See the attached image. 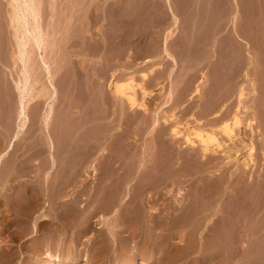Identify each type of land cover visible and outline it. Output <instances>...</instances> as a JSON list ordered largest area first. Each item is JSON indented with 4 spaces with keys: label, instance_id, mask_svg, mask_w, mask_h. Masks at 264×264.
Segmentation results:
<instances>
[{
    "label": "rangeland",
    "instance_id": "374dc122",
    "mask_svg": "<svg viewBox=\"0 0 264 264\" xmlns=\"http://www.w3.org/2000/svg\"><path fill=\"white\" fill-rule=\"evenodd\" d=\"M35 2L39 12L37 18L45 29L42 35L44 56L50 61L52 71L56 70L53 76L57 95L52 102L53 119L46 126L44 114L49 108V93L44 90L47 79L43 76L38 50L34 44L30 45L28 63L31 64L33 96L27 99L29 120L0 163V166L4 163L6 166L0 167V174L13 168V171H18L10 182L16 187L11 190L12 194L4 189L0 175V230L3 232L0 244L4 247L0 248L3 254H0V264H45L46 258H38L35 250L30 253L35 239L52 236L54 227L57 229L63 220L68 222L75 215L82 214L81 218L85 220L87 213L92 214L89 221L93 225L91 235H98L96 246L102 248L104 264L129 263L127 255L115 259L118 253L114 250L121 248L116 241L100 236L107 227L119 230L121 225L140 238V241L136 238L129 245L138 256L131 261L133 264L142 261L150 264H224L238 256L247 264H264V0ZM15 3V0H0V42L5 46L1 47L0 58V116L4 130L10 131L9 134L16 130L19 122L16 80L24 77L16 32L19 20L12 13L16 10ZM64 50L69 52L67 62L60 59ZM113 73H116V79L131 80L136 95L137 91L142 93L144 89L151 94L147 92L149 94L144 97L142 93L146 110L132 109L128 104L126 123L117 121L125 113L124 102L108 97L106 105L111 108L113 119L116 118L111 131L109 126L100 129L99 119L88 122L85 120L88 117L84 116L100 107L97 85L108 84ZM197 86L200 90L195 91ZM241 88L245 90L239 100ZM73 107L82 119L78 130L73 128ZM96 113L100 114V111ZM234 115L241 118L240 124L234 127L232 137H228L221 131V125L227 120L230 122ZM214 116L219 118L214 121ZM137 117L141 120L138 121ZM250 117L255 121L253 131L246 126V122L252 119ZM59 120H65L70 126L69 131H78L81 137L86 133L93 136L102 133L104 137L110 131L121 132L126 126L127 136L133 141L136 152L131 163L134 166H129L135 176L133 185L116 187L113 179L108 177L117 174V170L108 168L102 169V184L94 186L91 180L86 179L92 178V172V175L97 174L98 170L94 172L93 165L91 172L66 170L68 175L60 173L51 177V169L57 168L46 163H32L31 156L36 158L39 152L46 151L45 148L39 149L37 140L49 141L54 132L53 125ZM195 127L200 131H215L221 147L208 151L197 142L194 145L189 142L188 138H195L192 134ZM174 128L178 130L176 136L173 135ZM10 139L0 140L3 145H0V153L7 149ZM155 139H158L157 144ZM148 142H152L154 147L152 143L149 147ZM249 142L254 143V160L247 155ZM149 148H153L155 156L148 155L151 153L147 151ZM118 149H122L120 146L116 151L124 153ZM139 152L141 154H137ZM149 163L150 166L147 165ZM121 175L127 179L129 172H121ZM48 182L69 185L61 192L66 202L46 203L49 216L44 219L42 214L46 208L43 207L45 201L40 200L41 197L44 199V190L41 189ZM128 190L131 193L127 194ZM52 191L53 198L59 196L57 189ZM126 194L130 195L128 201H118L107 208L105 199H123ZM97 196L102 197V202L97 200ZM125 208L131 212L128 219L125 217L127 222L117 223L115 216ZM29 213L38 220L37 234L21 226V222H14V217ZM98 213L106 217L100 224L93 217ZM107 221L108 224L111 221L109 226ZM239 223L244 225L238 228ZM79 226L81 228L78 224V229ZM72 235L69 231L67 239ZM63 237L61 235L59 239ZM241 239L245 241L244 248L237 249ZM70 241L73 240L68 239L66 246L68 243L75 246ZM9 251L12 254L5 255Z\"/></svg>",
    "mask_w": 264,
    "mask_h": 264
},
{
    "label": "bare ground",
    "instance_id": "6f19581e",
    "mask_svg": "<svg viewBox=\"0 0 264 264\" xmlns=\"http://www.w3.org/2000/svg\"><path fill=\"white\" fill-rule=\"evenodd\" d=\"M16 1V3H15V12H12V13H14V16H15V18L17 19V20H19V24H18V26H19V28H16V32H18L17 34H18V36H17V40H18V46H19V58H20V60L22 61V63H23V65L22 66H24V70H23V74H24V77L23 78H20V79H18V80H16V85H17V88L19 89V102H18V119H19V122L17 123V125H16V130L15 131H13L12 133H11V139H10V142H9V144H8V147H7V149L6 150H4V151H2L1 153H0V163L2 162V160H4L3 158H4V156H5V154H6V152H7V150H9L11 147H12V145L14 144V142L20 137V134H21V132H22V130H24L25 128H26V126H27V122H28V120H29V118H28V115H29V113L27 114V99H28V97H29V99H30V97L32 98V96H33V94H32V88H31V85H30V72H29V68H30V66H31V64L30 63H28V60H29V54H30V52H31V50L29 49V47H30V45H35V47H36V49L38 50V57H39V59H40V64H41V67H43V69H44V75L43 76H45V78L47 79V81L45 82L46 83V88H45V92H47V93H49V96L47 97V104L49 105V108L46 110V112H45V114H44V123H45V125L46 126H49V124L51 123V119H53L52 118V113H53V111L51 110L52 109V102H53V100L55 99V97H56V95H57V87H56V85H55V83H54V76H53V72H55V71H52V67H51V63H50V61H48L47 59H46V57L44 56V43H43V34H45L44 33V27H43V25L40 23V21H39V18H37L38 16V13H37V2H35V0H22V2L21 1H19V0H15ZM56 2V1H55ZM60 3V2H59ZM79 3H81V2H79ZM74 5V4H73ZM77 5V4H76ZM53 7V6H52ZM77 7V6H76ZM81 7V6H80ZM53 11V10H52ZM81 11V10H80ZM62 14V13H61ZM56 15H58V14H56ZM67 16V15H66ZM70 16H72V15H70ZM62 17V16H61ZM85 17V16H84ZM54 18V17H53ZM52 18V19H53ZM15 19V20H16ZM72 19V18H71ZM31 21H32V23H31ZM48 21V20H47ZM70 21V20H69ZM68 21V22H69ZM76 22V21H75ZM54 23V22H53ZM1 24V23H0ZM17 25V24H16ZM15 25V26H16ZM75 25V24H74ZM50 26V25H49ZM14 28V27H13ZM75 30V29H74ZM81 31V30H80ZM6 34V33H5ZM61 34V33H60ZM15 35V34H14ZM47 35V34H46ZM1 36H3V35H1ZM71 36V35H70ZM79 36V35H78ZM55 37V36H54ZM68 37V36H67ZM1 39V38H0ZM2 41V40H1ZM58 41V40H57ZM6 43V42H5ZM0 45H1V42H0ZM4 46V45H3ZM2 45L0 46V51L3 49V48H5V46L3 47ZM1 47H2V49H1ZM34 47V46H33ZM5 51V50H4ZM3 51V52H4ZM64 51H66V53L64 52ZM63 51V54L60 56L61 58V61L62 60H64V62H67V57H69V52L67 51V50H64ZM2 52V51H1ZM0 52V53H1ZM3 55H5V54H3ZM71 55V54H70ZM2 56V54H0V57ZM58 56V55H57ZM9 58V57H8ZM58 60V59H57ZM70 60V59H69ZM1 61V60H0ZM63 62V61H62ZM69 62V61H68ZM58 65H59V62H58ZM104 65V64H103ZM61 66V65H60ZM108 68V67H107ZM64 71V70H63ZM57 72H59V71H57ZM56 72V73H57ZM41 73V72H40ZM112 73V72H111ZM117 73V72H116ZM116 73L114 74H112L111 75V78L109 77V82H108V90H110L111 91V93L114 95V96H117V97H120L121 99H119L120 101H122V99H124L125 101H127L128 102V104H129V106H131V108L133 107V108H135V107H138V108H142V109H144V110H146L147 109V105H146V102L145 101H143V99L142 100H138L137 99V95L134 93V91H133V88H132V83H131V80L130 81H125V80H119V79H116L117 77H116ZM42 74V73H41ZM32 76V75H31ZM1 78H3V77H1ZM6 78V77H5ZM32 78V77H31ZM15 80V79H14ZM4 81V80H3ZM4 83V82H3ZM0 85H2V83L0 84ZM81 85V84H80ZM79 85V86H80ZM92 86V85H91ZM96 86V85H95ZM94 86V87H95ZM101 86V85H100ZM93 87V86H92ZM198 87V86H197ZM199 88V87H198ZM198 88H196L195 89V91H198V90H200V88L198 89ZM245 88V87H244ZM101 90V89H100ZM99 90V91H100ZM105 90V89H104ZM141 90H142V88H141ZM243 90H245V89H242L241 88V92H240V94H239V100H241V98L244 96V94H243ZM94 91V90H93ZM103 91V90H102ZM132 91V92H131ZM82 92V91H81ZM147 92H149V91H147ZM146 91H145V89L144 90H142V93H143V95H144V97L146 96V93H147ZM93 93V92H92ZM105 93H107V91L105 92ZM150 93V92H149ZM149 93H147V94H149ZM246 93V92H245ZM41 94V93H40ZM81 94V93H80ZM151 94V93H150ZM42 96V95H41ZM104 96H106L105 94H104ZM148 96V95H147ZM88 97V96H87ZM75 100V99H74ZM16 102V101H15ZM239 103H241V102H239ZM90 105H88V108H90L89 107ZM72 107V106H71ZM96 107V106H95ZM246 107V106H245ZM74 108V107H73ZM87 108V109H88ZM132 108V109H133ZM249 108V107H248ZM76 107L72 110V108H71V110H72V113L74 114L75 112H77L76 110ZM91 109V108H90ZM117 109V108H116ZM242 109V108H241ZM94 110V109H93ZM245 110H246V108H245ZM244 110V111H245ZM71 112V111H70ZM106 112V111H105ZM72 113H70L71 115H72ZM251 113V112H250ZM242 114V113H241ZM70 115V116H71ZM89 115V114H88ZM92 115H94V114H92ZM91 115V116H92ZM138 115V114H137ZM240 115V114H239ZM74 116V115H73ZM87 116V115H86ZM95 116V115H94ZM94 116H92V117H94ZM107 117L109 116V115H106ZM136 116V115H135ZM75 117H76V115H75ZM83 117V116H82ZM89 117H90V115H89ZM96 117V116H95ZM128 117H130V115L128 116ZM215 118H214V121H216V119H218L219 118V116H214ZM80 118V117H79ZM97 118V117H96ZM110 118V117H109ZM108 118V119H109ZM111 118H112V116H111ZM111 118H110V120H111ZM118 118V117H117ZM124 118V117H123ZM126 118V117H125ZM250 118H252V119H250ZM249 119L250 120H248L247 122H246V126L247 127H249L250 129H252V131L254 130L253 128H254V120H253V117H250ZM77 119H78V117H77ZM113 119V118H112ZM116 119V118H115ZM128 119V118H127ZM79 120V119H78ZM82 120V119H81ZM85 120H87L86 118H85ZM85 120H84V122H85ZM92 121L94 120V119H91ZM96 120V119H95ZM136 120V119H135ZM240 120H241V118L239 117V116H235L234 115V117H233V119L229 122V120H227V121H225L222 125H221V131H223L224 133H225V135H227L228 137H232V133H233V129H234V127L235 126H237L238 124H240ZM75 121H77V120H75ZM118 121V120H117ZM139 121V120H138ZM199 121V120H198ZM53 122V121H52ZM83 122V121H82ZM89 122V121H88ZM137 122V121H136ZM243 122V121H242ZM76 123V122H75ZM195 123V122H194ZM124 124V123H123ZM219 124V123H218ZM78 125V124H77ZM77 125H75L76 127H77ZM127 125V124H126ZM243 125V124H242ZM74 126V127H75ZM116 126V125H115ZM134 126V125H133ZM139 126V125H138ZM196 126H197V123H196ZM12 127V126H11ZM189 127V126H188ZM187 127V128H188ZM219 127V126H218ZM8 128V127H7ZM164 128V127H163ZM15 129V128H14ZM160 129V128H159ZM190 129V128H189ZM197 128L195 127L193 130H192V134L194 135V139H190V138H188L187 140L189 141V142H191L193 145L195 144V142H197V143H199L200 145H201V147L203 148V150H208V149H212V150H217L218 148H220L221 147V142L218 140V138H217V136L214 134L215 133V131L214 132H212V131H210V132H207V131H203V129H202V131H200V130H196ZM213 129V128H212ZM1 130V129H0ZM131 130V129H130ZM138 130H139V128H138ZM205 130H207V129H205ZM2 132H3V130H1ZM8 131V130H7ZM126 131V130H125ZM156 131V130H155ZM173 132H174V136H176V134H177V131L178 130H175V128L172 130ZM188 131V130H187ZM186 131V132H187ZM6 132V131H5ZM124 132V131H123ZM133 132V131H132ZM186 132H185V134H186ZM7 133V132H6ZM158 133H160L159 132V130H158ZM1 134V133H0ZM122 134V133H121ZM115 135V134H114ZM118 136H119V134H118ZM124 136V135H123ZM155 136V135H154ZM157 136V135H156ZM187 136V135H186ZM81 137V136H80ZM87 137V136H86ZM86 137H84L83 136V138L82 139H84V138H86ZM130 137V136H129ZM188 137H190V136H188ZM3 138V137H2ZM2 138L0 139V140H2ZM9 138V137H8ZM125 138V137H124ZM184 138H186V137H184ZM193 138V137H192ZM253 138V137H252ZM76 139V138H75ZM78 139V138H77ZM88 139H90V137H88L87 138V140ZM92 139V138H91ZM96 139V138H95ZM122 139V138H121ZM120 139V140H121ZM162 139L164 140V138L162 137ZM161 139V140H162ZM230 139V138H229ZM52 140V139H51ZM51 140H50V144L48 143V145H50L51 147H52V143H51ZM117 141H119L118 139H116ZM124 140V139H123ZM152 140H153V138H152ZM156 140H158V139H155V141ZM83 141V140H82ZM85 142H83V143H86L87 141H86V139L84 140ZM91 141H93V140H91ZM122 141V140H121ZM150 141H151V139H150ZM253 141V140H252ZM76 142H78V141H76ZM162 142V141H161ZM0 143H2V141H0ZM7 143V142H6ZM93 143V142H92ZM92 143H90V144H92ZM96 143V142H95ZM123 143V142H122ZM132 143V142H131ZM152 143V142H151ZM150 142H148V145L149 144H151ZM153 143H154V141H153ZM152 143V146L154 147V144ZM126 144V143H125ZM156 144H157V141H156ZM247 144V143H246ZM253 144L254 143H252V142H249V144L247 145V155L250 157V159L252 160L253 158H252V154H253V150H254V146H253ZM1 145V144H0ZM72 145V144H71ZM122 145V144H121ZM121 145H119V146H121ZM129 145H131L130 143H128V147H131V146H129ZM3 145H1V147H2ZM67 146V145H66ZM84 146V145H83ZM94 146V145H93ZM118 146V145H117ZM118 146V147H119ZM124 146H126V145H124ZM151 145H149V147H150ZM173 146V145H172ZM171 146V148H173ZM246 146V145H245ZM122 147V146H121ZM127 147V148H128ZM148 147V146H147ZM157 147V146H156ZM6 148V147H5ZM53 148V147H52ZM56 148H58V147H56ZM88 148V147H87ZM89 148H90V146H89ZM126 148V149H127ZM161 148V147H160ZM1 149V148H0ZM15 149V148H14ZM62 149V148H61ZM133 149V148H132ZM138 149H139V147H138ZM148 149V148H147ZM150 150H147V151H151V153H148V155H150V154H152V152L154 153V151L153 150H151V149H153V148H149ZM156 149V148H155ZM169 149V148H168ZM191 149H192V146H191ZM54 150H55V148H54ZM89 150V149H88ZM122 150V149H121ZM129 151H131V149H128ZM137 150V149H136ZM196 150V149H195ZM123 151H125V150H123ZM139 151V150H138ZM141 151V150H140ZM146 151V150H145ZM156 153H158L159 152V150L158 149H156ZM175 151H176V149H175ZM209 151V150H208ZM211 151V150H210ZM50 152H51V150H50ZM54 152V151H53ZM52 152V153H53ZM174 152V151H173ZM182 152H183V150H182ZM200 152V151H199ZM206 152V151H205ZM57 153H59V152H57ZM88 153V152H87ZM134 153H136V152H134ZM145 153V152H144ZM147 153H146V155H147ZM175 153V152H174ZM178 153V152H177ZM53 154H55V153H53ZM81 154V153H80ZM128 154V153H127ZM130 154V153H129ZM137 154H141V152H139V153H137ZM155 154V153H154ZM154 154H152L153 156H155ZM160 153H158V155H159ZM162 154V153H161ZM163 154H164V151H163ZM183 154V153H182ZM207 154V153H206ZM147 155V156H148ZM157 155V154H156ZM177 155V154H176ZM195 155V154H194ZM136 156V155H135ZM146 156V157H147ZM153 156H150V157H153ZM168 156H169V154H168ZM213 156V155H212ZM247 156V157H248ZM6 157V156H5ZM11 157V156H10ZM53 157V156H52ZM54 157H56V154H55V156ZM134 157V156H133ZM150 157H149V159H150ZM157 157V156H156ZM155 157V158H156ZM181 157H182V155H181ZM138 158V157H137ZM137 158H135V159H137ZM157 158H159V157H157ZM156 158V159H157ZM167 158V157H166ZM173 158H174V155H173ZM173 158H172V160H173ZM193 158V157H192ZM134 159V158H133ZM132 159V163L134 162V160ZM152 160L154 159V157L153 158H151ZM150 159V160H151ZM170 159H171V157H170ZM181 158H179V160H180ZM183 159V158H182ZM181 159V160H182ZM14 160V159H13ZM12 160V161H13ZM80 160V159H79ZM179 160H177V161H179ZM208 160V159H207ZM217 160V159H216ZM254 160V159H253ZM57 161V160H56ZM146 161V160H145ZM170 161V160H169ZM209 161V160H208ZM207 161V162H208ZM5 162H6V160H5ZM152 162V161H151ZM173 162V161H172ZM213 162V161H212ZM217 162V161H216ZM249 162V161H248ZM57 163V162H56ZM247 162H245V164H246ZM15 164V163H14ZM153 164V163H152ZM243 164H244V162H243ZM250 164H251V161H250ZM54 165V164H53ZM147 165H149L150 166V163L149 164H147ZM216 165V164H215ZM2 166H5V163H4V165H2ZM2 166H0V167H2ZM131 166H134L133 164L131 165ZM246 166H248V164L246 165ZM250 166V165H249ZM6 167V166H5ZM11 168V167H10ZM6 169H8V168H6ZM14 169V168H13ZM13 169H8V170H5V171H1L2 173V175H1V180H2V184H4V186H5V188L4 189H6V191H8V193H10V192H12L11 190H15L16 189V187L13 185V186H11L12 184L10 183V182H13V181H11L12 180V178H14V175H17L18 174V171H13ZM94 169V168H93ZM96 168H95V171L94 172H96ZM223 172V171H222ZM251 172V171H250ZM19 173H20V171H19ZM96 174V173H95ZM248 174V173H247ZM19 176V175H18ZM17 176V177H18ZM45 176H47V175H45ZM17 177H16V179H17ZM246 178V177H245ZM248 178V177H247ZM257 180H258V178H256ZM253 180V179H252ZM261 181V180H260ZM1 182V181H0ZM14 184V183H13ZM51 184V183H50ZM50 184L49 185H44V189L42 188L41 190H44V192L45 193H48V194H50L51 195V192H53L52 190L53 189H57L58 190V192L60 193L59 194V196H54V197H56V198H53V196L51 195L50 196V198H48V195H47V198L48 199H50V200H46L45 201V204L43 205V207H47V204L46 203H48L49 205H50V203H53V202H58V201H55V200H59L61 203L62 202H66V199H63L64 197H62L61 196V192L63 191V189L65 188V185H64V183L62 182V183H54L52 186H50ZM66 184V183H65ZM254 184V183H253ZM69 184H66V187L68 186ZM104 185H106V186H108L107 184H104ZM255 185V184H254ZM105 186V187H106ZM256 186V185H255ZM254 186V187H255ZM29 187V186H28ZM252 187V186H251ZM19 188V187H18ZM18 190V189H17ZM24 190V189H23ZM28 190V189H27ZM31 190V189H30ZM247 191H248V189H247ZM31 192V191H30ZM19 193H20V191H19ZM27 193V192H26ZM129 193H131V192H129V190L127 191V194H129ZM252 193V192H251ZM10 194H12V193H10ZM23 194V193H22ZM39 194H40V191H39ZM41 194H42V192H41ZM126 194V197L125 198H123V199H117V198H112V197H110L108 200L107 199H105L104 201H105V203L106 202H108L107 203V208L109 209V208H111L112 206H114V204L115 203H117L118 201H122V202H124L126 199V201H128V198H129V196ZM247 194V193H246ZM7 195V194H6ZM16 195V194H15ZM45 195V194H44ZM43 195V196H44ZM56 195H58V194H56ZM132 195V194H131ZM10 196V195H9ZM28 196V195H27ZM20 197V196H19ZM39 197H41V196H39ZM38 197V198H39ZM52 197V198H51ZM98 197V199L97 200H100V199H102V197L101 196H97ZM128 197V198H127ZM5 198V197H4ZM10 198V197H9ZM16 198V197H15ZM38 198H37V200H38ZM43 197H41V199H42ZM106 198V197H105ZM253 198V197H252ZM73 200H76V199H74V198H72ZM134 199V198H133ZM9 200V199H8ZM13 200V199H12ZM43 200V199H42ZM70 200V199H69ZM96 199H95V201H97ZM11 201V200H10ZM28 201V200H27ZM39 201V200H38ZM67 201H68V199H67ZM101 201V200H100ZM99 201V203H101ZM104 201H103V203H104ZM134 201V200H133ZM41 202V201H40ZM70 203V202H69ZM90 203V202H89ZM56 204V203H55ZM71 204V203H70ZM93 204V203H92ZM121 204V203H120ZM48 205V206H49ZM109 205V206H108ZM36 206H38V205H36ZM60 206V205H59ZM62 206V205H61ZM76 206V205H75ZM105 206V205H104ZM32 207V206H31ZM39 207V206H38ZM68 207V206H67ZM66 207V208H67ZM96 208H97V205L95 206ZM126 207V206H125ZM100 208H102V207H100ZM104 208V207H103ZM106 208V207H105ZM39 209V208H38ZM57 209H59V208H56V210ZM65 209V208H64ZM77 209V208H76ZM42 210V209H41ZM46 210H47V208L44 210L45 212L42 214V217L43 216H45L44 217V219H47L48 218V216H47V213H46ZM56 210H55V212H56ZM61 210V209H60ZM74 210V209H73ZM113 210V209H112ZM24 211V210H23ZM63 211V210H62ZM65 211V210H64ZM79 211V210H78ZM128 210L125 208V209H122L119 213L120 214H117L115 217V219L114 220H116V222L117 223H120V222H124V224L127 222L126 220H125V217L128 219L129 218V213H131V212H127ZM10 212V211H9ZM77 212V211H76ZM81 212H82V210H81ZM80 212V213H81ZM84 212V211H83ZM82 212V213H83ZM94 212V211H93ZM96 212H97V210H96ZM101 212H103V211H101ZM25 213V212H24ZM28 213V212H27ZM8 214V213H7ZM77 214V213H76ZM85 215H86V213H84ZM63 215V214H62ZM61 215V216H62ZM92 214H89V213H87V215L86 216H88V218L86 217V216H84V219H85V217H86V219L85 220H83L81 217L83 216L82 214L80 215H75V216H73V217H70V218H72V220H70V221H65V220H63L62 221V219H64V218H62L60 221H62V223L57 227V229H55V227H54V232L52 233V236H48V237H41V238H36L35 239V242L33 243V247L31 246V251H30V253H32V251H36L37 252V254L36 255H38V258H46L47 259V261L45 262V264H104L105 263V261H104V259H103V254H102V248L100 249V248H98L97 246H96V242H97V237H98V235L96 236V237H93L92 235H91V228L93 227V225L91 226V224L89 223V221H90V217H92L91 216ZM106 215V214H105ZM183 215V214H182ZM19 216H21V217H19ZM19 216H16V217H14L13 219H14V222H21V226H24L25 228H30V230H32L33 231V233H36L37 234V232H39V226H38V223H37V221L35 220V217L34 216H32L30 213L29 214H22V215H20L19 214ZM111 216H114V214L113 215H111ZM30 217V218H29ZM93 217H95L96 218V221H98L99 222V224L100 223H102V221L104 220V218H106L102 213L100 214V213H98L97 215H93ZM57 218V217H56ZM58 218H60V217H58ZM94 220V219H93ZM252 220V219H251ZM105 221V220H104ZM64 222H65V224H64ZM67 222V223H66ZM110 222L111 221H109V224H108V221L106 222L108 225L107 226H109L110 225ZM254 222V221H253ZM258 222V221H257ZM264 222V221H263ZM23 224V225H22ZM71 224V225H70ZM78 224H80L81 225V228H80V226H79V228L80 229H78ZM105 224V223H104ZM123 224V223H122ZM255 224V223H254ZM17 225V224H16ZM43 225V224H42ZM67 225H70V227H67ZM244 225V224H243ZM102 226V225H101ZM16 227V226H15ZM73 227H75V228H77L76 230L73 228ZM141 227V226H140ZM14 228V227H13ZM97 228V227H96ZM101 228V227H100ZM107 228H108V230L109 231H107ZM106 228V231L105 232H103V233H101L100 234V236L101 237H105L106 238V240L107 239H109L110 241H116L117 242V244L121 247V248H118L117 250H114V251H116V253H118V255L117 256H115V259L116 258H118V256L120 257L121 255H123V256H128V261H129V263L128 264H133V262H131L133 259H137V254H136V252L133 250V249H131V248H129V245H130V243L133 241V240H135L137 237L136 236H139L138 234L137 235H135V233H133V232H130V231H128L127 230V228L128 227H125V226H122L121 225V228L119 229V230H115L114 228H112V226L111 227H107ZM252 228V227H251ZM257 229V228H256ZM10 231V233H11V230H9ZM14 231V230H13ZM20 231V230H19ZM69 231H71V234H73L71 237L69 236L68 237V239L69 240H73V241H70V242H73L74 244H75V246H73V245H70L69 243H68V245L66 246V242H67V235H69ZM22 232V231H21ZM60 232H62V234L60 233ZM247 232V231H246ZM245 232V233H246ZM24 233H26V232H24ZM5 234V233H4ZM145 234V233H144ZM157 234V233H156ZM241 234V233H240ZM244 234V233H243ZM264 234V233H263ZM8 235H9V233H8ZM19 235V234H18ZM61 235H64V237L62 238V239H59V237L61 236ZM110 235H112V236H114V237H110ZM257 235V234H256ZM2 236H3V232H2V230H0V239L2 238ZM5 236V235H4ZM107 236H108V238H107ZM245 236V235H244ZM159 237V236H158ZM243 237V236H242ZM256 237V236H255ZM85 238V239H84ZM112 238H114V239H112ZM245 239V238H244ZM260 239V238H259ZM136 240H139L140 241V238H137ZM1 241V240H0ZM4 240H2V242H3ZM49 241H50V244H49ZM247 241V240H246ZM85 243L84 244V246H87V247H84V246H80V245H77V244H79V243ZM88 242V243H87ZM154 242H155V240H154ZM248 242V241H247ZM252 242V241H251ZM133 243V242H132ZM153 243V242H152ZM259 243V242H258ZM115 244V243H114ZM5 245V244H4ZM70 245V246H69ZM112 245V244H111ZM2 245L0 244V248L1 249H3L2 247H1ZM103 246V245H102ZM8 247V246H7ZM29 247V246H28ZM27 247V248H28ZM43 247H44V249H43ZM106 248V247H105ZM28 249H30V248H28ZM69 249V250H68ZM4 250H6V249H4ZM4 250H2V251H4ZM260 250V249H259ZM34 251V252H35ZM40 251H44V253H42V254H39V252ZM261 251V250H260ZM6 252V251H5ZM29 252V251H28ZM138 252H140L139 250H137V253ZM8 253H11L10 251L9 252H7V253H5V255H11V254H8ZM41 253V252H40ZM142 254H143V252H141ZM256 253V252H255ZM0 254L1 255H3L2 253H1V250H0ZM259 254V253H258ZM113 255V254H112ZM158 255V254H157ZM122 256V257H123ZM254 256V255H253ZM4 257V256H3ZM9 256H7V258H8ZM264 257V256H263ZM260 258H262V257H260ZM260 258H258V259H260ZM3 259V258H2ZM4 259H6V257L4 258ZM34 259V258H33ZM111 259V258H110ZM109 259V260H110ZM7 260V259H6ZM29 260V259H28ZM35 260V259H34ZM80 260H82V261H80ZM263 260V259H262ZM261 260V261H262ZM9 261V260H8ZM39 262H40V260H38ZM116 261L117 260H115L114 261V263H116ZM254 261V260H253ZM24 262V261H23ZM30 262V261H29ZM6 263V262H5ZM4 263V264H5ZM11 263V262H10ZM25 263H28V262H25ZM25 263H22V264H25ZM123 263V262H122ZM250 263V262H249ZM257 263V262H256ZM6 264H9V263H6ZM11 264H13V263H11ZM28 264H30V263H28ZM138 264H150V262L148 263L147 261H142V262H140V263H138Z\"/></svg>",
    "mask_w": 264,
    "mask_h": 264
},
{
    "label": "crops",
    "instance_id": "0c3cea01",
    "mask_svg": "<svg viewBox=\"0 0 264 264\" xmlns=\"http://www.w3.org/2000/svg\"><path fill=\"white\" fill-rule=\"evenodd\" d=\"M104 41H106V40H104ZM0 69H1V67H0ZM97 86H98V91L101 89L100 90V94H99V97H100V100H101V105H100L99 108H94V110H93V112L91 114L88 113L90 115V117H89L88 114H87V116L85 115L84 117H88L86 121L95 122V116L94 115H96V116H98L96 118V120L99 119V121H97V123L99 124L100 129H102L103 126H109L110 130H111L113 128V123L116 120L112 119L113 118V113L111 112V108L106 105L107 104V100L109 99L108 97H110L111 99L112 98L116 99V100H119L121 98L117 97V96H114L111 93V91L108 90L109 88H108V84L107 83L104 84V85L103 84H98ZM97 86H95V87H97ZM106 91H107V93H105ZM137 92H138L137 93V95H138L137 99L141 100L142 99L141 98L142 97V93L140 91H137ZM104 94L106 96H104ZM122 101L124 102L123 105L125 106V108H124V112L125 113L120 117L118 122L126 123L127 111L130 108L128 107V102L127 101H125L124 99H122ZM136 108H138V107H135V109ZM97 111H100V114H97L96 113ZM122 112H123V110H122ZM92 114H94V115H92ZM75 115H76V117L74 116L75 119H73L74 120L73 128L75 130H78L80 128L79 124L81 122V116L78 115L77 113H75ZM91 115L94 116V117H92ZM106 115H109V116L107 117ZM111 116H112V118H111ZM77 117H78L79 120L77 119ZM109 117L111 118V120H110ZM137 118H138L139 121L141 120V117H137ZM91 119H94V120L92 121ZM75 120H77V121H75ZM58 122H60V123H58ZM58 122L54 123V125H53L54 132H53L52 135H50V140L52 139L51 143L53 144L52 145L53 148L50 145H48L50 140L47 141V139H42V140L38 139L37 140V146L40 147L39 149L45 148L46 151L39 152L36 155L37 156L36 158L31 156L30 157V161L32 163L36 162L39 165L46 163L47 165H51L52 167L57 168L54 171L51 169V177L59 176L60 173H62V175H68L69 171H66V170H77L78 171V170L82 169V170H87V171L91 172L92 171V168H91L92 166L91 165H93L94 168H96L98 170L97 174L96 175H92L93 174V172H92L91 175H90V176H92V178H86V179L87 180H91L92 181L91 184H93L94 186H100L102 184V182H101L102 169L103 168H105V169L108 168V169H112L115 172L117 170V174L114 173L112 176L108 177L111 180L113 179V183L115 184L116 187L122 185V186H125L127 188L128 186L133 185L135 176L132 175L133 174V172H132L133 168H129V166L132 163V159H133L135 150H134L133 141H131V138L127 136V133L125 131V127L126 126L123 127L124 130H122L121 132H113L112 133L111 132L112 130H111L107 134V136H104V137H103L102 133L99 134L98 136H93L90 133H86L85 137L86 136L87 137L82 139L83 137H80L81 135H80V133H78V131H75V132L69 131L70 130V126H69V124L65 123V120L64 121H62V120L60 121L59 120ZM75 125H77V127ZM0 129L3 130V132L0 130V133H1L0 134V138H2V137L3 138H8V137L10 138L11 137V134H9L10 131L4 130L3 121L1 119V116H0ZM51 129H53V128H51ZM60 130L62 131L61 134H59ZM118 134H119V136H118ZM88 137H90V139L87 140ZM85 139H86L87 142L83 143V142H85L84 141ZM116 139H118L119 141H117ZM91 140H93V141H91ZM76 141H78V142H76ZM90 143H92V144H90ZM128 143L131 144V145H129L131 147L127 146ZM117 145L118 146L119 145L122 146V147L121 146L120 147L122 148V150H125L124 153L119 154V152L116 151ZM124 145H126V146H124ZM89 146H90V148H89ZM56 147H58V148H56ZM54 148H55V150H54ZM128 149H131V151H129ZM50 150H51V152H50ZM118 150H121V149H118ZM52 152L56 154V157H54L55 154H53ZM57 152H59V153H57ZM106 166H108V167H106ZM118 172H120V173H118ZM121 172H123V173H128L129 172V175L127 176V179L123 178V176L121 175ZM51 177H49V178H51ZM48 185H49V182H48ZM64 185L66 186L65 183H64ZM43 194H45L44 195V199L43 200L40 199V198H38V199H40L42 201H46L51 196L50 194L45 193V192ZM47 195H48V198H47ZM48 200H50V199H48ZM59 200H55V201L59 202ZM242 226H243L242 224H240V223L238 224V228H240ZM244 242H245L244 239H241V241H239L237 243V245H236L237 249L244 248V245H245ZM195 252L197 254V247H196V251ZM224 264H247V262L241 256H238V258L236 260H233L232 262H225Z\"/></svg>",
    "mask_w": 264,
    "mask_h": 264
}]
</instances>
